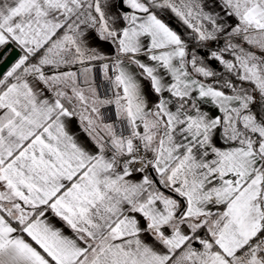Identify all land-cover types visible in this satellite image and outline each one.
I'll return each instance as SVG.
<instances>
[{
	"label": "snow or ice",
	"instance_id": "snow-or-ice-1",
	"mask_svg": "<svg viewBox=\"0 0 264 264\" xmlns=\"http://www.w3.org/2000/svg\"><path fill=\"white\" fill-rule=\"evenodd\" d=\"M0 264H264V0H0Z\"/></svg>",
	"mask_w": 264,
	"mask_h": 264
}]
</instances>
